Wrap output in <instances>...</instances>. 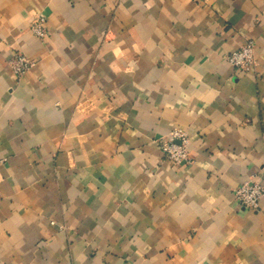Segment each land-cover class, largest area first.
Returning a JSON list of instances; mask_svg holds the SVG:
<instances>
[{"label":"crops","instance_id":"obj_1","mask_svg":"<svg viewBox=\"0 0 264 264\" xmlns=\"http://www.w3.org/2000/svg\"><path fill=\"white\" fill-rule=\"evenodd\" d=\"M0 157V264H264V0H0Z\"/></svg>","mask_w":264,"mask_h":264},{"label":"built area","instance_id":"obj_2","mask_svg":"<svg viewBox=\"0 0 264 264\" xmlns=\"http://www.w3.org/2000/svg\"><path fill=\"white\" fill-rule=\"evenodd\" d=\"M31 30L37 38L45 40L48 34L46 18L44 16L33 18ZM256 49L254 40H248L240 48L230 53L229 61L239 70L250 71L257 62ZM9 63L14 74L18 77L27 74L36 64L33 58L22 51L15 52ZM161 147L166 157L176 164L187 163L191 159L189 136L180 127L173 128L164 136ZM2 162L3 159L0 157V164ZM235 196L247 208L259 210L261 199L264 197V184L256 180L246 181L235 189Z\"/></svg>","mask_w":264,"mask_h":264}]
</instances>
